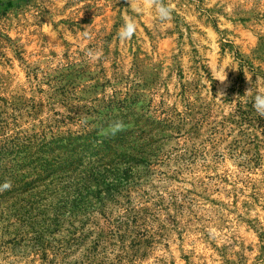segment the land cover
Returning <instances> with one entry per match:
<instances>
[{"label":"rangeland","instance_id":"obj_1","mask_svg":"<svg viewBox=\"0 0 264 264\" xmlns=\"http://www.w3.org/2000/svg\"><path fill=\"white\" fill-rule=\"evenodd\" d=\"M1 1L0 142L88 132L85 164L111 138L131 165L61 209L41 201L56 175L10 157L0 264H264V116L243 96L264 76V0Z\"/></svg>","mask_w":264,"mask_h":264},{"label":"trees","instance_id":"obj_2","mask_svg":"<svg viewBox=\"0 0 264 264\" xmlns=\"http://www.w3.org/2000/svg\"><path fill=\"white\" fill-rule=\"evenodd\" d=\"M3 2L0 0V4ZM12 3V0L7 1L8 5H12ZM95 138H97L96 135L88 132L77 136L68 133L66 136L54 137L50 142L42 140L40 148L37 147L39 148L37 150H35L34 139L4 140L0 142V165L3 167L10 157L19 152H26L27 155L34 154L35 161L40 162L41 167H45V170H50L56 175L53 181L42 190L45 195L41 201L58 202L61 209L66 208L67 197L74 194L81 195L83 191L100 185L108 175L119 174L123 168L129 169L131 165L128 162L129 158L119 153L118 147L123 146V143L119 139L111 138H103L98 141L97 148L90 155L93 158L85 164L84 156L86 155L81 152L89 148L84 143ZM44 147H48L50 150L46 151Z\"/></svg>","mask_w":264,"mask_h":264},{"label":"clouds","instance_id":"obj_3","mask_svg":"<svg viewBox=\"0 0 264 264\" xmlns=\"http://www.w3.org/2000/svg\"><path fill=\"white\" fill-rule=\"evenodd\" d=\"M130 9L136 13L141 14L144 12V7L140 3V0H129ZM156 13L162 21H166L171 16V10L168 6L164 4L157 5ZM137 28L136 19L132 15H126L123 18V23L117 31V36L121 41L132 38ZM88 26H85V29L82 31L84 36H89ZM90 58H95L99 55L98 52H94L92 49H88L86 53ZM247 77V76H246ZM248 78V77H247ZM217 80L224 82L226 80L225 76H220ZM251 82V79L248 78ZM219 96H222L223 93H219ZM251 95L253 98V108L255 111L264 116V76L256 75L255 82H251V87L246 90L243 96ZM119 126V125H117ZM11 187V182L5 180L0 184V189H7Z\"/></svg>","mask_w":264,"mask_h":264}]
</instances>
